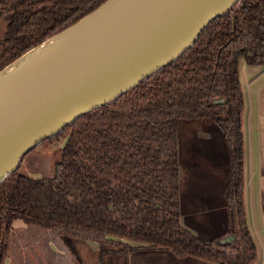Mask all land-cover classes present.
<instances>
[{
  "label": "trees",
  "instance_id": "1",
  "mask_svg": "<svg viewBox=\"0 0 264 264\" xmlns=\"http://www.w3.org/2000/svg\"><path fill=\"white\" fill-rule=\"evenodd\" d=\"M104 1L0 0V69ZM241 56L264 63V0H236L177 57L66 124L54 134L66 142L52 176L19 163L0 181V264L16 218L98 242L102 264L146 248L173 254L169 264H254ZM217 127L227 148L229 228L204 240L180 220L181 143Z\"/></svg>",
  "mask_w": 264,
  "mask_h": 264
},
{
  "label": "water",
  "instance_id": "2",
  "mask_svg": "<svg viewBox=\"0 0 264 264\" xmlns=\"http://www.w3.org/2000/svg\"><path fill=\"white\" fill-rule=\"evenodd\" d=\"M235 2L105 0L5 65L2 69L61 34L0 100V181L31 146L177 57L211 18Z\"/></svg>",
  "mask_w": 264,
  "mask_h": 264
},
{
  "label": "rangeland",
  "instance_id": "3",
  "mask_svg": "<svg viewBox=\"0 0 264 264\" xmlns=\"http://www.w3.org/2000/svg\"><path fill=\"white\" fill-rule=\"evenodd\" d=\"M248 66L260 68L263 64L249 62L244 56H241L239 60L240 80L245 93V111L247 108L246 115L243 114V120L244 118L246 120V129L249 106L247 95L249 86L246 79V68ZM257 72H253L250 77L256 76ZM243 132L246 135L245 131ZM221 134L219 128L218 130H200L197 132L196 138L189 141L183 139L181 143V166L182 171L186 175L181 186L182 220L184 225L193 231L194 229L198 232L203 230L206 234H211L207 237L205 236L206 234L201 235L198 233L204 240H209L221 233L225 228V221L221 219L222 210L219 209V204L212 206L213 202L212 205L208 203L202 195L204 187L201 186L202 184L199 185L200 181L203 182L202 180L217 182L211 189L216 190L219 195L221 194L223 182L227 178V148ZM65 142L66 138H59L54 135L43 138L21 155L19 161L21 168L32 176H52L55 173L56 162L62 156ZM252 142L254 146V139H252ZM246 206L249 222L258 245V254L261 256L264 251V214L262 217L260 216L261 204L255 200V196H251L249 200L247 199ZM23 221L21 218H16L13 221L8 252L10 253V250L13 251L14 255L12 257L32 259L43 264L46 259L57 260L59 264L102 263L99 257V249L93 246L92 241L65 235L38 224H29L26 232L19 233V224ZM136 243L135 241L134 244ZM51 245L53 246L52 248L50 247ZM172 255L159 249L146 248V250L139 249L129 254H122L118 257V262H169L173 258ZM113 260L114 257H111L110 263ZM254 264H259V262L256 260Z\"/></svg>",
  "mask_w": 264,
  "mask_h": 264
},
{
  "label": "crops",
  "instance_id": "4",
  "mask_svg": "<svg viewBox=\"0 0 264 264\" xmlns=\"http://www.w3.org/2000/svg\"><path fill=\"white\" fill-rule=\"evenodd\" d=\"M261 64H263V66H261L260 68H253L250 66L246 68L247 70L246 79H247V84L249 86L247 90L249 106H248L247 129H246V120L245 118L243 120V114L246 115L247 108L245 111V93L243 92L244 109L242 113V129L246 133L245 135L243 132V136H244V156H243L244 201H245L246 213H247V206H246L247 199L249 200L251 196H255V200L261 204L260 207L262 210H261L260 216L262 217L264 214V63H261ZM255 71H258L257 75L256 76L253 75L250 77V75ZM242 91H243V88H242ZM252 139H254V146H253ZM202 181L203 182L201 181L199 182V185L202 184L201 186L204 187V190L202 191L203 197L211 205L213 202L212 206H217L216 204H219L218 205L220 206L219 209L222 210L221 219L225 221V225H224L225 228L224 230H222L221 233L217 235L223 234L229 228L228 203H227L226 196L224 195V190L221 189V194L219 195V193L216 190L211 189L213 186L217 184V182L214 183L212 180H206V181L202 180ZM224 184H225V181L223 182V185H222L223 188H224ZM181 205H182V199H180V220L182 224L184 225L183 220H182L183 217L181 214ZM247 218H248V223H249L251 232L254 237V233L251 228V223L249 222L248 213H247ZM19 225H20V227L18 228V230H20L19 233L26 232L28 230V227H29L28 223L23 221ZM194 232H196L197 235L198 233L201 235L206 234V232L203 230L201 232H198L194 229ZM210 235L211 234H206L205 236L209 237ZM92 242H93L94 247H96L97 249L100 248V245L98 242L96 241H92ZM50 247L52 248L53 246L51 245ZM257 249H258V245H257ZM13 255H14L13 251L10 250V253H8L7 257L5 258L4 264H43L40 261L37 262L36 260H32V259L14 258L12 257ZM256 260L259 262V264H264V251H263V254H261V256L258 254V251H257ZM51 263L59 264L57 260L53 261V260L46 259L44 262V264H51ZM118 264H169V262L165 261V262H160V263H150V262H133V261L122 262L120 261L118 262Z\"/></svg>",
  "mask_w": 264,
  "mask_h": 264
},
{
  "label": "bare ground",
  "instance_id": "5",
  "mask_svg": "<svg viewBox=\"0 0 264 264\" xmlns=\"http://www.w3.org/2000/svg\"><path fill=\"white\" fill-rule=\"evenodd\" d=\"M61 40V34L56 35L52 40L24 54L0 71V100L15 90L27 76V71L31 66H36L38 62ZM20 68L24 70L19 72Z\"/></svg>",
  "mask_w": 264,
  "mask_h": 264
}]
</instances>
